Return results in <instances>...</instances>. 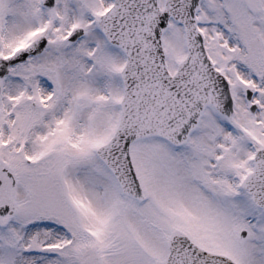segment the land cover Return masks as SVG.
I'll use <instances>...</instances> for the list:
<instances>
[{"label": "snow or ice", "instance_id": "6c2138e0", "mask_svg": "<svg viewBox=\"0 0 264 264\" xmlns=\"http://www.w3.org/2000/svg\"><path fill=\"white\" fill-rule=\"evenodd\" d=\"M0 264H264V0H0Z\"/></svg>", "mask_w": 264, "mask_h": 264}]
</instances>
